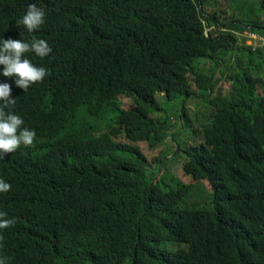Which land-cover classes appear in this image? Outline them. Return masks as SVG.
<instances>
[{
    "label": "trees",
    "instance_id": "obj_1",
    "mask_svg": "<svg viewBox=\"0 0 264 264\" xmlns=\"http://www.w3.org/2000/svg\"><path fill=\"white\" fill-rule=\"evenodd\" d=\"M30 3L46 12L34 32L17 25ZM249 5L264 10V0H0V40L53 48L25 54L48 72L27 92L0 65L36 132L0 159L11 185L0 206L15 220L6 264H264V47L245 45L229 66L237 30L264 37ZM194 98L204 107L193 114ZM200 185L208 199L190 202Z\"/></svg>",
    "mask_w": 264,
    "mask_h": 264
},
{
    "label": "clouds",
    "instance_id": "obj_2",
    "mask_svg": "<svg viewBox=\"0 0 264 264\" xmlns=\"http://www.w3.org/2000/svg\"><path fill=\"white\" fill-rule=\"evenodd\" d=\"M46 12L37 7L35 3L28 4L27 11L17 21L28 32H34L44 24ZM33 52L36 56L44 58L53 52V48L44 39L33 38L25 42L20 39L0 40V65L3 66L2 75L15 77V85L27 92L32 84L42 82L48 74L47 69L35 65L26 58V53ZM16 100L12 98V86L9 83L0 82V159L5 155L19 149L21 145L28 147L34 144L36 132L33 129L23 127L24 120L14 110ZM1 177L0 172V196L11 190V185ZM5 178V177H4ZM15 224L0 206V248L3 247V229ZM0 264H6V260L0 258Z\"/></svg>",
    "mask_w": 264,
    "mask_h": 264
},
{
    "label": "rangeland",
    "instance_id": "obj_3",
    "mask_svg": "<svg viewBox=\"0 0 264 264\" xmlns=\"http://www.w3.org/2000/svg\"><path fill=\"white\" fill-rule=\"evenodd\" d=\"M244 2V1H243ZM243 4V3H242ZM232 10H233V13L235 16H240V10L237 8V3L234 2L232 3ZM234 8V9H233ZM250 8H253V10L251 11ZM245 9L249 12V14L251 16H254V15H260V17H264V10L261 8L260 5H257V6H246ZM263 20V19H262ZM224 27H222V25L220 26V28L218 27H209L208 30L212 29L214 31V33H219ZM236 34L238 35L239 37V44L237 45L234 53H233V56L231 57V61L229 63V66L232 70H234V68H237V65L234 61V59H239V57L241 56V54H243V49H244V46L247 45V46H251L254 48H258V47H264V37L263 36H260L259 34L257 33H253L249 30H237L236 31ZM245 39V42L242 41ZM247 51L244 52V53H248V49H246ZM245 59V58H244ZM260 61V60H259ZM261 61L263 62V59H261ZM246 63V67H250L251 63L249 61L245 62ZM263 67H264V64H263ZM240 71H243V70H240ZM262 72L264 73V69L262 70ZM264 76V75H262ZM225 81L222 82V84H224ZM226 87H227V84H226ZM181 100L180 99H177L173 102H171L170 104H168L167 108L171 110V114L173 113V111H176L177 113L180 112V104ZM191 112L194 114L195 111H200L203 109L204 105H203V100L201 98H194L192 99L189 104H188ZM181 124V121L178 122V125ZM178 125L175 126L174 124L172 125V127H169L168 130L169 132L165 133V142H164V150H166L168 152V154H170L169 156L172 155V152H173V148L174 146L176 145V140L174 139L173 135L174 134H177L178 135V132H179V129H178ZM169 126V125H168ZM149 154V153H148ZM152 154L150 153L149 156H151ZM169 168L172 172L176 173L177 175L176 176H182L181 175V171H180V164H178L176 161H171L169 163ZM183 180L184 178L181 177ZM203 189L205 191L204 194H202V196H199L197 193H196V190L194 191V193H192L190 196V202H195V201H206L208 198V194L209 193V189L204 186V185H200L198 187V189Z\"/></svg>",
    "mask_w": 264,
    "mask_h": 264
},
{
    "label": "bare ground",
    "instance_id": "obj_4",
    "mask_svg": "<svg viewBox=\"0 0 264 264\" xmlns=\"http://www.w3.org/2000/svg\"><path fill=\"white\" fill-rule=\"evenodd\" d=\"M18 111V110H17ZM22 180V179H21ZM18 183V182H17ZM15 212V211H14Z\"/></svg>",
    "mask_w": 264,
    "mask_h": 264
}]
</instances>
